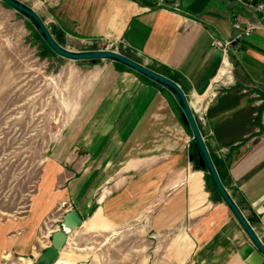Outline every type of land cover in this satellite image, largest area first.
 <instances>
[{
	"label": "crops",
	"instance_id": "1",
	"mask_svg": "<svg viewBox=\"0 0 264 264\" xmlns=\"http://www.w3.org/2000/svg\"><path fill=\"white\" fill-rule=\"evenodd\" d=\"M23 1L63 46L109 47L176 74L225 171L223 183L264 242L260 14L243 0ZM236 20L251 25V33L240 35ZM213 39L234 43L225 50ZM56 74H71L77 105L51 148L29 209L0 221V263L37 260L75 209L82 224L53 264H89L95 252L85 240L98 231L123 240L129 264H139V252L140 264H251L252 255L243 251L251 239L193 157V132L169 90L110 59L75 62Z\"/></svg>",
	"mask_w": 264,
	"mask_h": 264
},
{
	"label": "rangeland",
	"instance_id": "2",
	"mask_svg": "<svg viewBox=\"0 0 264 264\" xmlns=\"http://www.w3.org/2000/svg\"><path fill=\"white\" fill-rule=\"evenodd\" d=\"M3 4L0 1V221L29 209L51 148L77 105L71 74L56 73L75 62H90L56 54L25 16L15 17ZM106 234L98 231L85 240L95 252L89 264H129L128 246L121 239H106ZM138 259L139 264L144 259L140 252ZM0 264L22 262L10 258Z\"/></svg>",
	"mask_w": 264,
	"mask_h": 264
},
{
	"label": "water",
	"instance_id": "3",
	"mask_svg": "<svg viewBox=\"0 0 264 264\" xmlns=\"http://www.w3.org/2000/svg\"><path fill=\"white\" fill-rule=\"evenodd\" d=\"M7 5L14 8L17 12L25 16L37 29L49 47L58 55L71 60H90L96 61L99 59H110L119 62L154 82L160 84L169 90L175 97L177 103L182 110V118L188 125L194 135L195 146L197 152L193 157L198 163H201L209 172L215 188L229 205L235 216L238 218L246 232L248 233L251 244L244 247V255H252L250 258L251 264H264V242L260 239L257 232L254 230L248 219L237 205L217 170L214 159L209 151L198 120L195 117L187 94L183 87L171 77L131 58L124 52H120L110 48L90 49V50H71L63 46L53 35L47 23L42 16L30 5L23 0H2ZM199 156V158H197ZM82 219L75 209L69 210L61 220V226L56 229L51 235V244L41 253L37 260L31 264H53L57 261L60 251L65 246L68 234L81 226Z\"/></svg>",
	"mask_w": 264,
	"mask_h": 264
},
{
	"label": "built area",
	"instance_id": "4",
	"mask_svg": "<svg viewBox=\"0 0 264 264\" xmlns=\"http://www.w3.org/2000/svg\"><path fill=\"white\" fill-rule=\"evenodd\" d=\"M243 2L249 6L252 10L260 14L262 19L264 20V0H243ZM234 27L240 30V35H248L252 31V26L247 25L243 26L239 20H236L234 22ZM234 42L232 40L229 41H223L219 39H213L212 45L215 47L228 49L230 46H232ZM109 48V47H106ZM103 49V48H102Z\"/></svg>",
	"mask_w": 264,
	"mask_h": 264
},
{
	"label": "trees",
	"instance_id": "5",
	"mask_svg": "<svg viewBox=\"0 0 264 264\" xmlns=\"http://www.w3.org/2000/svg\"><path fill=\"white\" fill-rule=\"evenodd\" d=\"M165 75L168 76V77H171L177 83L180 84V81H179L178 76L176 74H171V73L166 72ZM214 162H215V165L217 167V170H218V172H219V174L221 176V179L223 180V172H225V171L222 169L221 165L218 162H216V161H214ZM200 166L203 167V168H205L202 164H200ZM208 178H209V182H210L211 186H213L215 188V185H214V183L212 181V178H211L210 174H208Z\"/></svg>",
	"mask_w": 264,
	"mask_h": 264
}]
</instances>
